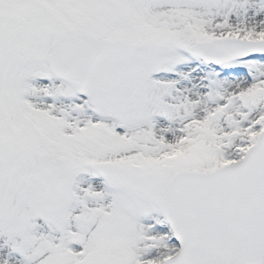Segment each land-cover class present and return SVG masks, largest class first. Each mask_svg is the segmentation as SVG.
<instances>
[{"label": "snow or ice", "instance_id": "6c2138e0", "mask_svg": "<svg viewBox=\"0 0 264 264\" xmlns=\"http://www.w3.org/2000/svg\"><path fill=\"white\" fill-rule=\"evenodd\" d=\"M0 264H264V0H0Z\"/></svg>", "mask_w": 264, "mask_h": 264}]
</instances>
